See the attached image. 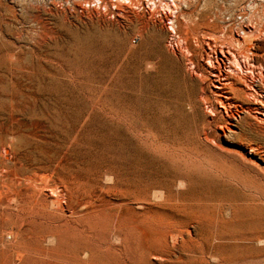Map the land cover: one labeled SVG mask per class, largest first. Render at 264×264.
<instances>
[{"label": "rangeland", "instance_id": "rangeland-1", "mask_svg": "<svg viewBox=\"0 0 264 264\" xmlns=\"http://www.w3.org/2000/svg\"><path fill=\"white\" fill-rule=\"evenodd\" d=\"M183 1L186 13L209 11L220 26L235 32L243 25L257 24L264 12V0ZM98 4L97 0H0V18L23 34L17 45L29 51L34 30H41L42 70L59 77L52 82L47 79L37 99L16 104L11 117L10 109L0 111L6 117H0V133L16 129L24 134L22 148L37 150L44 163L39 175L58 183L66 195L64 206L69 208L66 213L56 210L59 221L54 224L40 207L23 203V197L15 202L14 192L6 190L0 202L7 203H0V209L9 211L12 218L0 217V264H106L116 248L130 256L148 257L163 249L175 226L192 233L197 224L206 228L218 212L211 204L219 199H249L252 205L238 207L227 217L229 223L224 226L231 239L215 242L218 252L228 255L238 246L249 264H264V161L249 160L235 138L221 136L214 127L200 134L191 121L185 122V133H150L135 119L138 104L129 100L125 113L123 60L127 59L124 72L130 79L136 77L144 93L151 95L157 88L149 76L152 72L138 71L153 44L136 21H146L150 14L126 0L111 1L108 10ZM191 26L185 29V39L196 62L204 66L201 38L211 27ZM255 64L259 66L258 61ZM257 129L264 133L263 126ZM205 135L208 141L203 143ZM124 136L136 144V156L127 157L126 148H132L124 143ZM8 156L2 158L12 159ZM133 171L138 173L139 198H146L151 177L158 185L150 191L151 198L133 205L134 211L124 205L123 192L124 179L135 178ZM51 226L53 236L44 238Z\"/></svg>", "mask_w": 264, "mask_h": 264}, {"label": "bare ground", "instance_id": "bare-ground-1", "mask_svg": "<svg viewBox=\"0 0 264 264\" xmlns=\"http://www.w3.org/2000/svg\"><path fill=\"white\" fill-rule=\"evenodd\" d=\"M97 1L105 10H108L110 2H113V0ZM126 1L130 4L135 3L145 14H150V18L146 21H136V25L142 28L144 35L150 38L153 44L151 55L140 61L138 71L146 74L152 72L149 76L154 77L157 88L151 95L144 93L137 85L136 77L130 79L124 72L127 59L123 60L120 69H122V97L125 113H127L129 100L138 104L135 110L139 113L135 119L144 127V130L146 129L145 131L150 133H185V122L191 121L193 128L200 134L208 133L207 129L214 127L220 131L221 136L235 138L241 150L246 149L249 160L254 163L257 159L264 161V133H260L257 129V127H264V12L257 24L243 25L238 29L239 31L235 32L232 28L220 26L209 11L186 13L185 7L182 6L183 0ZM190 24L191 28L193 26L211 27L206 33H202V38L200 37L201 40L203 39L206 56L204 66L196 62L197 56H193L194 53L186 42L185 29L187 31ZM38 25H40L39 22ZM218 29L221 31L217 32ZM41 33V30H34V45L32 49L29 48V51L25 50L23 46L16 43L23 38L22 32L14 30L11 23L0 18V111L10 109L7 111L9 113L6 112L10 114L9 117L12 116V110L16 104L20 105L30 99H37L47 79L52 82L59 78L55 72L45 73L42 70ZM256 61L259 62V66L255 64ZM15 130L10 129V133H6L7 130L5 133H0V153L2 151L7 156L8 154L12 156V159L8 156L5 160L2 157L6 155L0 154L4 155L1 157L4 161H0V196L6 190H12L13 195L15 194L13 201L18 202L19 198L23 197L25 200L24 202L22 200L23 203L40 207L51 223L56 224L59 221L56 210L61 209L66 213L69 209L64 206L66 195L56 181H45L39 175V172L44 169L43 160L35 148L26 150L22 148L24 134L17 133ZM211 136L213 134L209 138ZM205 137L203 143L208 141L207 135ZM130 140L124 136V143L132 148V150L126 148L127 157L129 154L137 155L136 151H138L136 144L134 145ZM200 141L198 140L199 143L202 142ZM210 141L208 143L211 146ZM218 148L221 147L218 146ZM218 148L215 147L219 151ZM20 151L23 152L19 153ZM225 151L228 152L226 147ZM221 154L217 157L221 158L225 153ZM136 173L133 171L135 178L124 179L123 189L126 197L124 205L133 211V205L137 201L151 198L150 191L158 186L155 183V177H151L146 182L148 193L146 198H139L137 196L138 173ZM129 175L132 177L131 173ZM166 189L169 190L170 187L167 186ZM248 200L244 202L214 200L211 205L218 209V212L215 220L206 225V228L205 225L197 224L192 233L185 227L183 229L175 226L167 234L163 249L160 248L161 250L157 253H151L148 257L144 254L130 256L125 250L116 248L112 250V259L106 264H156L153 262L154 259L158 260L159 264H211V261L216 264H249V257L242 255L238 246L234 247V252L221 255L214 244L217 241L231 239L227 237L224 226L225 223H229L227 217L232 215L238 207L252 205ZM0 203L3 206L7 201ZM0 217L11 219L12 215L9 211L0 209ZM115 224L116 222L112 226ZM51 228L52 226L45 231L44 238L53 236ZM18 231L17 229L16 232ZM9 234L12 235L13 232ZM25 234L29 236L27 231ZM112 236H115L114 232L111 233V238ZM180 242L182 246L179 245ZM184 245L187 252L182 249ZM176 249L179 250L178 255H176ZM136 252L140 253L138 250ZM82 258L86 259V257ZM126 258L130 259V263L126 262Z\"/></svg>", "mask_w": 264, "mask_h": 264}]
</instances>
